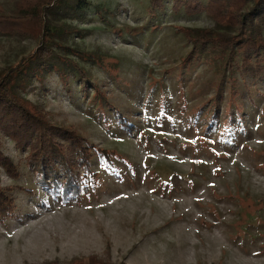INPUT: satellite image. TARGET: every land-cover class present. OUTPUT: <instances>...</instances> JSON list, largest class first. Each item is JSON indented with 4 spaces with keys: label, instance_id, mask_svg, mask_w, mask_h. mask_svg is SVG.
Returning <instances> with one entry per match:
<instances>
[{
    "label": "rangeland",
    "instance_id": "374dc122",
    "mask_svg": "<svg viewBox=\"0 0 264 264\" xmlns=\"http://www.w3.org/2000/svg\"><path fill=\"white\" fill-rule=\"evenodd\" d=\"M16 1L0 8L12 13ZM86 1L60 23L71 28L67 46L99 56L71 57L99 94L53 73L24 97L110 156L92 161L96 186L64 204L0 134L19 171L0 169L16 207L0 222V264H264V82L229 73L213 54L189 60L180 29H212L203 13L168 4L151 17L149 0ZM37 46L0 35V77Z\"/></svg>",
    "mask_w": 264,
    "mask_h": 264
},
{
    "label": "trees",
    "instance_id": "16d2710c",
    "mask_svg": "<svg viewBox=\"0 0 264 264\" xmlns=\"http://www.w3.org/2000/svg\"><path fill=\"white\" fill-rule=\"evenodd\" d=\"M168 4L174 12L182 9L188 16L203 13L213 21L212 29H180L191 45L189 60L213 54V60L220 61L229 73L235 67L252 85L264 82V0H149L148 14L154 17ZM88 6L86 0H17L12 13L0 8V35L38 41L31 56L0 77V134L26 153L25 165L38 188L64 204L96 186L98 174L91 170L92 161L97 157L104 163L110 153L74 130L53 123L43 108L28 104L24 91L32 81L42 82L53 73L67 84L72 73L81 89L90 86L99 94L97 87L89 84L85 69L71 58L85 62L99 56L67 46L64 37L71 28L60 23L72 11ZM35 25L38 29L34 33L30 27ZM117 119L122 127H131L125 117L117 115ZM0 169L10 178L19 177L18 167L1 150ZM9 191L0 186L2 223L16 217ZM84 264L103 263L90 257Z\"/></svg>",
    "mask_w": 264,
    "mask_h": 264
}]
</instances>
